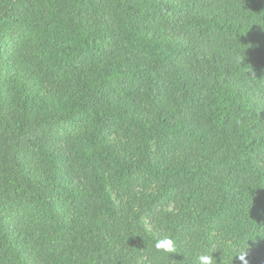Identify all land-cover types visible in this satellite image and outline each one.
Returning <instances> with one entry per match:
<instances>
[{"label": "trees", "instance_id": "1", "mask_svg": "<svg viewBox=\"0 0 264 264\" xmlns=\"http://www.w3.org/2000/svg\"><path fill=\"white\" fill-rule=\"evenodd\" d=\"M245 251L264 264V0H0V264Z\"/></svg>", "mask_w": 264, "mask_h": 264}, {"label": "clouds", "instance_id": "2", "mask_svg": "<svg viewBox=\"0 0 264 264\" xmlns=\"http://www.w3.org/2000/svg\"><path fill=\"white\" fill-rule=\"evenodd\" d=\"M154 249L157 252L170 254L169 259L172 256V254L179 253L177 251L175 241L169 237L158 239L154 244ZM247 256H248V251H245L242 252L240 255L236 256V258L238 257L239 260L242 262V264H248V261L246 259ZM197 264H218V261L213 257V254H201L197 258Z\"/></svg>", "mask_w": 264, "mask_h": 264}]
</instances>
